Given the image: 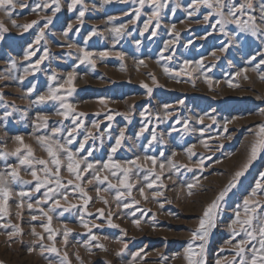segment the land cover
<instances>
[{
	"label": "rangeland",
	"instance_id": "rangeland-1",
	"mask_svg": "<svg viewBox=\"0 0 264 264\" xmlns=\"http://www.w3.org/2000/svg\"><path fill=\"white\" fill-rule=\"evenodd\" d=\"M22 2L23 7L16 0L11 16L0 11L7 29L0 28V175L8 177L16 167L21 177L8 179L12 194L8 215L0 212V262L187 264L185 250L205 207L231 183L235 186L215 212L205 260L239 261L234 246L246 237L233 233L239 230L232 224L235 212L243 217V201L253 198L262 204L257 213L264 215V192L251 196L257 181L264 184V150L234 179L264 123V32L252 35L235 23L221 25L203 0H144L143 5L140 0H77L74 6L72 0ZM230 2L243 0H225ZM262 2L252 0L250 14L257 24ZM53 90L63 99H48ZM55 128L60 132L53 136ZM16 136L38 158L50 159L37 141L49 136L73 152L81 168L92 163L95 169L83 172L79 182L91 197L87 206L79 189L67 185L75 177L64 167L66 187L37 203L45 200L47 187L34 191L31 168L19 164L27 151ZM60 158L66 163L67 153L61 151ZM105 163L131 169L130 191L93 179L96 169L112 184H119L112 171L123 179L120 170L103 169ZM37 171L43 178L40 166ZM157 172H162L159 180ZM189 184L194 185L191 194ZM22 191L30 196L21 208ZM117 192L123 194L119 200ZM44 213L51 217L52 233L44 227ZM13 224L22 234L10 238L16 232ZM93 235L99 239L92 240Z\"/></svg>",
	"mask_w": 264,
	"mask_h": 264
},
{
	"label": "snow or ice",
	"instance_id": "snow-or-ice-1",
	"mask_svg": "<svg viewBox=\"0 0 264 264\" xmlns=\"http://www.w3.org/2000/svg\"><path fill=\"white\" fill-rule=\"evenodd\" d=\"M155 2V0H153ZM77 3V0H72L73 6ZM141 5H143L144 0H140ZM203 3H205L210 9L216 12L217 15H219L220 20L218 23L221 25H224L226 23H235L239 26V28L242 31H250L252 35H256L257 32H264V2L260 4V23L257 24V17L254 15H251V10L253 9L252 0H243V2H240L238 4L236 3H225V0H214L213 3H209L208 0H203ZM23 2L21 0V7H23ZM199 4H197V7ZM16 7V0H0V11H5L9 16L12 14V10ZM227 8V12L224 11V9ZM84 15V12H80V16L82 17ZM153 15H156L154 13ZM247 16L246 20H242L240 17ZM205 20L208 19L207 16L204 17ZM50 19V18H49ZM151 19V18H150ZM13 24L16 22L13 20ZM35 23V22H33ZM31 24H26L23 27L30 28ZM69 29H71V25L68 26ZM123 27V25H121ZM147 27V25L145 26ZM0 28H3L4 31H7L6 28H4L3 24L0 23ZM117 33H119V29H116ZM90 54L85 53V57L87 58ZM101 55H105L104 53H101ZM167 71V69H165ZM246 71V70H245ZM239 75V73H237ZM72 75L69 74V83L71 82ZM264 79V77H262ZM63 87V86H61ZM147 88V85H145ZM58 90H53L51 96L48 97V99L53 100H62L63 98L58 96L56 94ZM151 91V89H149ZM45 97H40V100L43 101ZM68 112L74 111L72 106L70 104L63 105ZM68 112L61 113L62 115L67 116ZM81 116L84 114L81 113ZM46 119V118H45ZM111 119V117H109ZM202 122V121H201ZM225 131H227V128L225 127ZM60 132L59 128H55L52 130V135L55 136L56 133ZM71 135V133H69ZM256 139L252 142L251 148H250V155L247 160V162L243 165V169L241 171H237L235 173V178L243 175L244 171L247 170V168L251 165V163L257 158L258 154L264 150V123H261L258 126V130L254 133ZM121 136H123V133H121ZM15 139L20 142L21 145H23L24 149H26L27 154L22 155L19 159L20 165H26L29 168H31V176L35 179V192H39L42 187H47V191L44 193L45 200L44 201H38L37 203H43L47 202V200H51L54 196L57 195V189L66 187L65 183L63 182V178L61 176V168H66L67 172L75 177V180L69 179L67 180V185H74L75 189H79L80 194L84 197V206L86 207L88 202L91 200V197L88 196L85 189L81 186L79 182L83 180V172L88 171L89 169H95V166L92 163H87L84 168H81L82 161L76 159V156L73 152H71L68 149L64 148V145L59 144L58 141L51 139L49 136H41L37 137L38 143H40L44 149L46 150L48 156L50 157L49 160L38 158L34 155V150L31 148L30 145L24 144L23 137L16 136ZM153 139L155 137L153 136ZM117 145L120 144V140L118 139L116 141ZM66 152L67 153V162L65 163L60 158V152ZM113 152L116 151L115 148L112 149ZM189 154H192L191 149L188 150ZM21 149H16V154L20 155ZM175 155V154H174ZM111 159V158H110ZM139 159V158H137ZM146 159H149L152 164H156V158L155 157H147ZM128 163H134L133 161H129ZM203 161H201V164ZM52 165L53 167H49V165ZM37 166H40L41 170L43 171L44 175L43 178L39 175L37 171ZM175 167V165H172ZM159 167L161 170H163L164 165L160 164ZM103 169H118L123 173V179H120L116 171H112L111 175L117 177L119 180V184H112L111 181L108 179V176H101L100 170H95V175L93 176V179L103 183L104 181L108 182L109 188H118L120 185H123L124 188L128 189L129 191L132 189L133 185L128 182L129 173L131 172L130 168L122 167L119 163H105L103 165ZM162 176V172L155 173V180H159ZM8 179H21L19 175V171L16 167H13L10 173V176L6 177L5 175H0V212H2L4 215H8V199L10 197L11 189L7 186ZM145 180L148 179L146 176L144 178ZM261 180H264V173H261ZM155 181H153L154 183ZM25 183H31L30 181H25ZM88 183H92V180H89ZM153 183H149L148 187H153ZM55 184V187H51V185ZM164 185L161 184V187ZM234 183H231L228 188L224 189L215 200H213L211 203H209L204 211L202 218L199 221V226L197 229L193 230L191 241L189 242L185 252H186V259L187 264H206L205 256H206V245L208 242L209 237V231L212 227L215 226V212L219 208V203L224 199V196L228 191H230L231 187H234ZM194 187L193 184H189V194H191V189ZM100 189H97V192H99ZM260 192H264V184H262L260 181L256 182L255 188L252 190L251 196L256 197ZM141 195H144V189H140ZM123 194L121 192H117V200L121 198ZM26 196H30V193L27 192H20L19 197L20 203L19 207L24 206V200L23 198ZM66 198V197H65ZM147 198V197H145ZM107 203V200L104 201ZM138 203V201L136 202ZM56 206H59V200L55 201ZM262 206L261 202L259 200L249 198L245 199L243 201V212L244 216L241 217V213L239 210L235 212V219L232 221L233 225H239V230L236 228L233 229L234 235H240V233H244L246 239H241L238 241V243L234 246L235 247V253L236 256L239 257V261H237L235 258L232 260L228 259H218L216 261V264H264V215H260L257 213V209ZM29 209L33 207L31 203L27 205ZM125 208H128V204H124ZM101 216H104V210L99 209L98 210ZM17 215H20L19 212H17ZM45 216L48 218V224L44 225L46 230L49 233L53 232V229L51 228V217L48 216L47 213H44ZM33 220L36 219V217H32ZM111 223V221H109ZM137 223H139L137 221ZM86 228L88 227L87 224L84 225ZM7 227V225H5ZM12 228L16 229L15 233L10 234L11 236H14L16 234H22V229L19 228L17 225L13 224ZM33 232L35 235L40 236L41 239H43V236L40 233L35 232V229H33ZM89 232H91V229L89 228ZM65 241L67 240V231L64 233ZM49 239H54V235L49 236ZM99 238L95 235L92 236V240H98ZM199 241V244H196V242ZM255 242V243H253ZM195 245V247H194ZM250 245V248H249ZM100 248H104L103 244L99 245ZM51 251L55 252L57 249L55 247H52L50 249ZM65 256L67 254L65 253ZM250 257V258H248ZM79 258V257H78ZM0 264H3V262H0Z\"/></svg>",
	"mask_w": 264,
	"mask_h": 264
}]
</instances>
